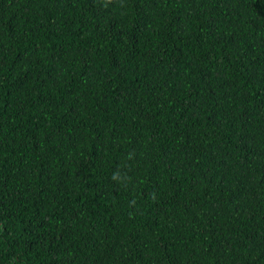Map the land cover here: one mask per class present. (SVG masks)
<instances>
[{"label":"trees","instance_id":"obj_1","mask_svg":"<svg viewBox=\"0 0 264 264\" xmlns=\"http://www.w3.org/2000/svg\"><path fill=\"white\" fill-rule=\"evenodd\" d=\"M0 264H264V0H0Z\"/></svg>","mask_w":264,"mask_h":264}]
</instances>
